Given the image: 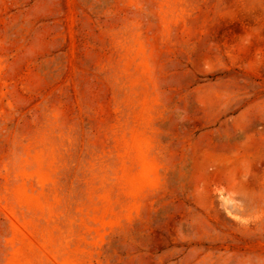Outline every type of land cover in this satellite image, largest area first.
Masks as SVG:
<instances>
[{"label":"rangeland","instance_id":"374dc122","mask_svg":"<svg viewBox=\"0 0 264 264\" xmlns=\"http://www.w3.org/2000/svg\"><path fill=\"white\" fill-rule=\"evenodd\" d=\"M0 264H264V0H0Z\"/></svg>","mask_w":264,"mask_h":264}]
</instances>
